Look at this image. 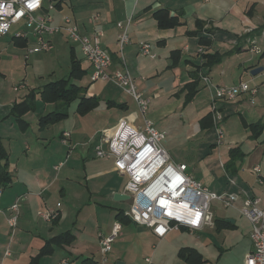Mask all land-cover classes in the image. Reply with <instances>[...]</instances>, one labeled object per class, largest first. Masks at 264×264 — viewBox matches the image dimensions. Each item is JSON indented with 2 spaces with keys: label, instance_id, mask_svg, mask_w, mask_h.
<instances>
[{
  "label": "crops",
  "instance_id": "0c3cea01",
  "mask_svg": "<svg viewBox=\"0 0 264 264\" xmlns=\"http://www.w3.org/2000/svg\"><path fill=\"white\" fill-rule=\"evenodd\" d=\"M57 2H60V6L53 12L54 23L59 22L61 15H68L76 22L81 34L92 36L100 32V44L111 57V70L122 67L117 45L120 33L117 23L125 24L130 18L127 26L129 42L124 47L125 65L137 90L149 98V105L154 106L159 98L175 99L179 105L172 112L176 113L179 109L180 113H192L194 117L201 105L207 107V112L198 115L200 119L195 133L206 138L208 133H213V140L208 143L211 151H215L226 178L220 185L214 184L212 173L203 161L199 162L198 172L190 173L212 192L245 190L249 195L259 197L260 206L264 208V0ZM47 3L48 0H45L44 6ZM168 22L173 24L166 25ZM8 35L0 36V39L3 38L0 40V52L11 49L14 58L21 53L23 56L32 37L29 35V39H25V46H19L13 35L9 40L4 39ZM51 41L54 46L52 51L32 55L42 54L46 59L49 56L57 57L65 53L63 49L66 44L69 45V71L70 61L74 57L84 71L80 85L86 88L78 94L75 102L72 101L75 106L71 110L68 105L67 117L40 127L38 119L41 116L65 109V105L45 102L37 94L33 107L19 116L10 113L12 106L24 102L31 89L38 91L49 82L66 78L69 71L66 76L51 80L54 76L52 70L44 76L47 81L39 86L28 76L11 85L7 81H0V138L8 154L7 170L11 175L10 184L1 188L0 194V264H61L64 259L71 264H82L87 259L97 263L101 260L99 235L108 234L115 213L124 212L130 206L129 198L113 199L114 194L123 193L126 182H122V175L116 172L112 159L95 156L94 147L101 129L113 127L115 123L112 124V119L123 117L135 108L139 112L137 105L131 96L112 82L109 86L108 81H90L89 63L79 46L69 41L64 33L52 36ZM140 42L148 43L156 57L140 55ZM258 66H262V70L255 75L250 74V70ZM200 74L206 75L217 85L232 86L248 81L258 88L254 96L240 94L231 101H215V107L222 117L220 127L231 144L218 145L214 126L208 129L200 126L201 119L211 112V93L200 79ZM0 78L4 80V74L0 73ZM98 82L108 83L91 89V85ZM115 89L120 91L116 93ZM83 97L96 98L98 104L79 114L77 106ZM129 97L132 102L127 101ZM172 112L170 114H174ZM133 123L142 125V116L141 121L135 120ZM153 124L156 127L154 121ZM253 125H260V130L254 131ZM63 132L70 133L66 143L62 140ZM204 144L201 142L198 147ZM251 157L255 159L252 166L244 165V160ZM60 162L63 165L55 170L54 166ZM257 165L260 173L253 170ZM228 179L236 184H230ZM16 201L19 203L18 218L15 227H10L7 218L10 207ZM101 209L110 210L113 214L105 227H100L94 221V230L89 223L93 222L92 215ZM232 209L244 220L246 230L230 238L228 242L234 244L230 249L223 247V244H227L226 232L240 230L241 227L236 219L219 218L213 209L214 226L196 232L181 227L158 239L144 225L125 222L122 229L129 225L142 226L150 237L159 242L171 232H186L192 239L177 246L176 254L185 263L195 264H211L200 246L206 247L204 241L201 242L202 236L215 231L220 240L219 258L215 264H244L245 255L251 248V225L236 208ZM48 210L56 213L51 221L44 220L38 214ZM118 242L109 257L116 258V264H126L127 249L120 253L113 252V249L116 251L124 247L123 243ZM156 245L152 244L153 251ZM182 248L188 250L185 255H190L189 259L179 254ZM148 256H137L134 262L144 264ZM109 257L105 264H108Z\"/></svg>",
  "mask_w": 264,
  "mask_h": 264
},
{
  "label": "built area",
  "instance_id": "2783aa9c",
  "mask_svg": "<svg viewBox=\"0 0 264 264\" xmlns=\"http://www.w3.org/2000/svg\"><path fill=\"white\" fill-rule=\"evenodd\" d=\"M44 1L0 0V36L8 34L13 28H16L14 38L29 39L30 35L32 40L26 45L23 54L28 59L32 54L52 51L54 46L51 37L64 33L69 41L79 46L84 59L89 63L90 81H111L132 97L143 124L138 126L132 120L120 119L113 127L98 132V142L94 147L96 157L112 159L116 172L127 177L123 193L129 196L130 206L123 214L132 223L148 227L156 238L161 239L181 227L196 232L214 226L211 203L219 201L224 208H236L251 225V248L245 255L244 264H264V208L260 206V198L249 195L245 190L228 194L210 191L187 171L185 164L171 160L163 146L167 133L157 129L153 121L145 117L149 98L137 90L124 60V47L129 42L127 26L131 19L128 18L125 24L117 23L120 29L117 45L122 67L111 70L110 54L100 44L101 33L95 32L92 36L81 34L76 22L68 15H61L59 22L54 23L56 0H48L45 6ZM139 53L150 58L156 57L146 42L139 43ZM200 79L211 93L212 123L217 144L221 145L225 135L219 124L222 117L215 107V101H231L240 94L254 96L258 88L251 86L248 81L232 86L217 85L203 74H200ZM69 137V132L62 133L64 143ZM62 165L63 162H60L54 169L58 170ZM253 170L260 173L259 165ZM229 183L236 184L232 179H229ZM18 208V201L10 207L7 218L10 227L16 225ZM38 214L46 221L56 217V213L49 210ZM121 227L122 224L114 220L110 232L99 235L101 260L98 264L106 263ZM61 264L71 263L64 259ZM144 264L155 263L148 256Z\"/></svg>",
  "mask_w": 264,
  "mask_h": 264
},
{
  "label": "rangeland",
  "instance_id": "374dc122",
  "mask_svg": "<svg viewBox=\"0 0 264 264\" xmlns=\"http://www.w3.org/2000/svg\"><path fill=\"white\" fill-rule=\"evenodd\" d=\"M16 28L11 29L8 33L9 35L4 37V39L9 40L10 36L13 35V32ZM1 38L0 40H2ZM68 49L69 45H65L64 51L65 53H60L57 57L49 56L47 59L44 58L45 55H30L28 59H25L21 54H18L17 57H13L11 49L0 52V73L4 74L5 79L0 81L11 84H16L18 81L27 78H33L34 84L40 85L47 81L44 76L46 74L51 73L54 70V76L51 80H56L66 76L69 71V58H68ZM48 61H52L51 64ZM42 78H44L42 80ZM41 80V81H39ZM229 81V79H227ZM109 82V83H108ZM109 86H111V81H108ZM105 82L93 83L91 85V89L106 84ZM120 90L115 89V92L118 93ZM125 95V94H123ZM128 97V96H127ZM127 101L132 102V99L129 97ZM75 102V101H74ZM71 102L69 109L71 110L75 103ZM179 105V101L175 99H163L159 98L155 105H148V109L146 111L145 117L151 118L155 123L156 127L163 128L165 132H167V137L163 141V145L167 148V151L171 157V160L174 163L184 162L187 166V171L193 172L194 174L199 171L198 165L200 161H203L204 164L209 168L212 173L213 179L215 180L214 184L220 185L224 182L226 178L224 169L218 163V159L216 158L215 151H211L210 145L208 142L213 140V133H208L207 138L202 136V134L195 133L197 131L198 120L200 119L198 115L207 112V107L201 105L198 113L196 112V116L193 114L188 115V112L180 113L179 109L176 113L175 111ZM174 114H170V113ZM34 113V112H33ZM169 115V116H168ZM160 117V118H159ZM118 119V120H117ZM112 119V124L117 122L120 119H128L132 121H141V115L136 110V108L127 115L123 117ZM117 122H116V121ZM190 122V124H188ZM188 126V127H187ZM195 133V134H194ZM201 142L205 144L201 147H198ZM224 144H231V140L227 139L226 136L223 140ZM202 159V160H201ZM255 159L253 157L247 158L244 160V165L252 166V163ZM122 182L125 183L127 178L125 176H121ZM229 182V179L228 181ZM231 189H227L226 191L220 190L218 194H228ZM226 192V193H224ZM232 192V191H231ZM212 209L217 211V216L219 218H232L236 219L237 223L240 225V230H233L229 233L226 232L227 237L225 241L226 245L223 244L224 248L229 247L233 248L234 244L229 243L230 238L239 236L242 232L246 230V223L242 220L237 213L232 208H223V205L219 201H213L211 203ZM113 212L110 213V210H98L96 215H92L93 222L89 223V226L93 225L92 228L96 229V221L100 227L108 225L110 215L112 217ZM95 221V222H94ZM111 222V221H110ZM215 233V231H214ZM213 231L208 232L210 235H203L202 241L206 247L200 246L202 253L205 257L210 259L211 264H215V261L218 257V250L220 246V240L216 237ZM191 236H189L186 232H171L163 241H158L150 237L148 235L147 230L142 226L129 225L120 230L119 235L113 242L112 248L116 247V243L119 241L124 244V247L127 248L117 249L116 251L120 253L122 250H126L129 252L128 256L125 258L126 264H136L134 262L135 257L150 255L152 256V261L156 264H182L185 263L183 259H181L176 254L177 246L182 244L183 242H190ZM118 242V243H119ZM155 243L156 248L153 251L152 244ZM222 249V248H221ZM110 254V253H109ZM109 254L107 257H109ZM219 258V257H218ZM124 262V259H121ZM116 258L109 257L108 264H116ZM185 264H195V263H185ZM201 264V263H200Z\"/></svg>",
  "mask_w": 264,
  "mask_h": 264
},
{
  "label": "trees",
  "instance_id": "16d2710c",
  "mask_svg": "<svg viewBox=\"0 0 264 264\" xmlns=\"http://www.w3.org/2000/svg\"><path fill=\"white\" fill-rule=\"evenodd\" d=\"M60 2H57L56 7L59 8ZM173 22H168L166 25H172ZM15 43L19 46H25L26 40L24 38H14ZM70 71L66 78H62L56 81L49 82L45 84L40 90L36 91L31 89L27 94L26 100L19 104H14L11 108L10 113L14 116H19L30 110L33 107L35 95L39 94L41 99L45 102L51 103H62L65 105V109H57L52 112L41 116L38 120L40 127L47 126L49 124L56 123L68 116V105L78 98V94L85 91L84 86L80 85V80L84 75V71L80 67V63L74 57L70 61ZM200 77V75H199ZM98 100L96 98H86L83 97L79 99L77 111L79 114H84L87 110L96 107ZM200 126L202 129L210 128L212 123L211 112L204 116L200 121ZM254 131L256 129L260 130V125H253ZM257 127V128H256ZM257 134V132H256ZM232 151V150H231ZM230 151V152H231ZM8 167V154L4 148L2 139L0 138V188L6 187L11 182V175L7 170ZM115 220H118L122 225L125 222H131V220L123 214V211H118L115 213ZM215 223V220H214ZM227 225L228 222L224 221ZM188 250L182 248L179 254L183 257L190 258V255H185ZM82 264H98L95 261L89 259L85 260Z\"/></svg>",
  "mask_w": 264,
  "mask_h": 264
},
{
  "label": "water",
  "instance_id": "95a60500",
  "mask_svg": "<svg viewBox=\"0 0 264 264\" xmlns=\"http://www.w3.org/2000/svg\"><path fill=\"white\" fill-rule=\"evenodd\" d=\"M262 68H263L262 66L255 67V68L250 70V74L255 75L258 72H260L262 70ZM124 198L128 199L129 196L126 195V194H123V193H116V194L113 195V199L114 200H119V199H124Z\"/></svg>",
  "mask_w": 264,
  "mask_h": 264
},
{
  "label": "snow or ice",
  "instance_id": "6c2138e0",
  "mask_svg": "<svg viewBox=\"0 0 264 264\" xmlns=\"http://www.w3.org/2000/svg\"><path fill=\"white\" fill-rule=\"evenodd\" d=\"M31 6V5H30Z\"/></svg>",
  "mask_w": 264,
  "mask_h": 264
}]
</instances>
